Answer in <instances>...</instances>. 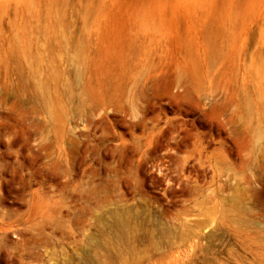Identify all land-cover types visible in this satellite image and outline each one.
<instances>
[{
  "label": "rangeland",
  "instance_id": "rangeland-1",
  "mask_svg": "<svg viewBox=\"0 0 264 264\" xmlns=\"http://www.w3.org/2000/svg\"><path fill=\"white\" fill-rule=\"evenodd\" d=\"M0 264H264V0L0 5Z\"/></svg>",
  "mask_w": 264,
  "mask_h": 264
},
{
  "label": "bare ground",
  "instance_id": "bare-ground-1",
  "mask_svg": "<svg viewBox=\"0 0 264 264\" xmlns=\"http://www.w3.org/2000/svg\"><path fill=\"white\" fill-rule=\"evenodd\" d=\"M9 2V0H0V5H5V4H7Z\"/></svg>",
  "mask_w": 264,
  "mask_h": 264
}]
</instances>
